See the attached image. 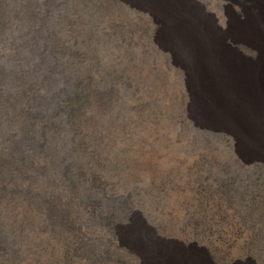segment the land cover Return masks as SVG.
Segmentation results:
<instances>
[{
  "label": "rangeland",
  "instance_id": "374dc122",
  "mask_svg": "<svg viewBox=\"0 0 264 264\" xmlns=\"http://www.w3.org/2000/svg\"><path fill=\"white\" fill-rule=\"evenodd\" d=\"M191 1L225 34L250 23L251 0ZM138 9L0 0V264H148L138 231L208 264H264V163L200 113L184 58Z\"/></svg>",
  "mask_w": 264,
  "mask_h": 264
},
{
  "label": "bare ground",
  "instance_id": "6f19581e",
  "mask_svg": "<svg viewBox=\"0 0 264 264\" xmlns=\"http://www.w3.org/2000/svg\"><path fill=\"white\" fill-rule=\"evenodd\" d=\"M231 1L243 5L244 0ZM258 1H250L252 13L248 27L235 23L233 31L225 34L195 13L191 0H129L163 27L164 50L184 58L183 69L192 83L200 113L222 122L224 127L220 129L241 148L257 153L256 159H247L246 163H264V68L228 61L220 50L228 38L245 43L264 59L261 50L264 42L253 28L257 20L264 25V3ZM209 125L208 129H216ZM130 237V242L148 264H208L204 255L193 249L181 254L185 251L174 245L157 244L147 236H140L139 231ZM140 243H147L160 252L143 253Z\"/></svg>",
  "mask_w": 264,
  "mask_h": 264
}]
</instances>
